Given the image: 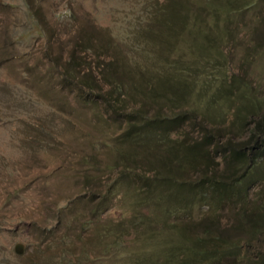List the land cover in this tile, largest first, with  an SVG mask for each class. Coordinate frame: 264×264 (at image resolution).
<instances>
[{
	"label": "rangeland",
	"instance_id": "rangeland-1",
	"mask_svg": "<svg viewBox=\"0 0 264 264\" xmlns=\"http://www.w3.org/2000/svg\"><path fill=\"white\" fill-rule=\"evenodd\" d=\"M136 2L0 0V264H108L114 259V249L105 248V244L118 236L106 233V226L109 228L111 219L118 221L133 213V198L139 186L138 174H132L131 180L122 181L114 193L107 191L125 163L119 161L111 169L106 168L114 158L107 136L116 130L122 108L115 104L111 109L114 102L106 101V94L94 104L83 102L68 76L69 83L63 82L61 72L72 52L76 56L73 63L79 68L78 79H88L91 84L84 93L90 99L96 97L94 77H101L103 60L93 45L102 37L110 44L106 55H131L130 61H139L148 70L153 67L130 47L127 36L122 40L120 35L111 40L108 37L107 29L126 28L130 16L140 9ZM231 22L230 35L222 44L223 75L233 80V88L238 83L234 92L247 88L251 102L261 104L264 0ZM104 87L108 89V85ZM194 92L188 94L190 98ZM233 97L237 99V95ZM222 103L223 123L221 118L219 123L216 118L203 119L206 108L203 103L199 107L195 104V121L185 122L182 128L188 137H198L200 122L205 129L225 125L222 133L237 137L233 130L228 131L231 121L233 129H237L236 120L240 122L239 116L234 117L237 102L228 106ZM136 105L129 100L125 107ZM243 105L245 116L248 105ZM157 106L151 102L145 107L153 112ZM253 117L247 115L240 123L243 136ZM131 162L133 173L144 169L143 162ZM261 183V178H255L250 185L246 199L249 208L259 199ZM95 204L99 206L92 210ZM236 212L232 207L220 208L215 225L221 235L242 239V264L251 263L256 254H264V245L248 239L245 227L235 221ZM120 241V249L127 254L143 247L146 256H153L161 248L155 244L151 249L150 239L136 242L131 233ZM16 245L20 253L14 251ZM129 258L133 256H120Z\"/></svg>",
	"mask_w": 264,
	"mask_h": 264
},
{
	"label": "trees",
	"instance_id": "trees-1",
	"mask_svg": "<svg viewBox=\"0 0 264 264\" xmlns=\"http://www.w3.org/2000/svg\"><path fill=\"white\" fill-rule=\"evenodd\" d=\"M136 4L140 9L130 16L126 28L107 29L108 37L127 36L130 47L153 67L148 70L141 62L130 61L131 55H106L110 44L102 37L93 45L103 60L101 77H94L96 97L84 93L91 84L78 79L72 52L61 72L63 82L69 83L68 76L83 102L94 104L106 94V101L114 102L111 109L122 108L116 130L107 136L114 158L106 168L125 163L107 191L114 193L132 174H138L139 186L133 213L111 219L106 226V233L118 236L105 244L115 251L108 264H242V239L221 235L215 221L220 208H235V221L245 227L248 239L264 245V102H251L247 88L234 92L238 83L233 88V80L223 75L222 44L230 35L232 18L253 11L259 0H138ZM129 100L137 102L136 107L126 108ZM151 102L158 106L148 112L145 106ZM222 102L238 103L234 117L239 116L240 122L236 120L234 128L239 130L233 129L232 121L228 129L237 137L222 133L225 125L205 129L203 122L198 123V137H188L182 128L195 121V104L206 108L203 119L216 118L219 123L221 118L223 123ZM243 104L248 105L247 115L254 116L244 136L240 132L247 117ZM106 127L109 130L110 123ZM131 160L143 162L144 169L133 173ZM255 178L262 179L259 199L249 208L246 199ZM98 206L92 205V210ZM128 233L136 242L152 240L148 246L153 250L155 244L161 248L153 256H146L143 247L130 250L133 259H120L128 256L120 249V238ZM251 260L245 264H264V254Z\"/></svg>",
	"mask_w": 264,
	"mask_h": 264
},
{
	"label": "water",
	"instance_id": "water-1",
	"mask_svg": "<svg viewBox=\"0 0 264 264\" xmlns=\"http://www.w3.org/2000/svg\"><path fill=\"white\" fill-rule=\"evenodd\" d=\"M14 251H15L16 253H20V252H21L20 247H19L18 245H16V246L14 247Z\"/></svg>",
	"mask_w": 264,
	"mask_h": 264
}]
</instances>
